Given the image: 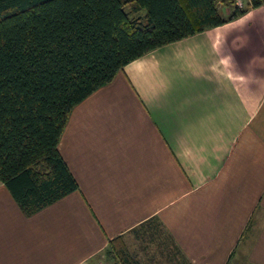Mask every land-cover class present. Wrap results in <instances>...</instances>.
<instances>
[{
    "label": "crops",
    "instance_id": "0c3cea01",
    "mask_svg": "<svg viewBox=\"0 0 264 264\" xmlns=\"http://www.w3.org/2000/svg\"><path fill=\"white\" fill-rule=\"evenodd\" d=\"M243 4L129 61L72 108L57 148L78 190L25 215L0 182V264H94L100 253L111 264L117 236L151 262L127 239L160 244L150 221L182 264H264V2Z\"/></svg>",
    "mask_w": 264,
    "mask_h": 264
},
{
    "label": "trees",
    "instance_id": "16d2710c",
    "mask_svg": "<svg viewBox=\"0 0 264 264\" xmlns=\"http://www.w3.org/2000/svg\"><path fill=\"white\" fill-rule=\"evenodd\" d=\"M222 1L0 0V182L25 215L79 188L57 148L72 108L129 61L245 11L224 19ZM105 254L138 264L120 236Z\"/></svg>",
    "mask_w": 264,
    "mask_h": 264
},
{
    "label": "rangeland",
    "instance_id": "374dc122",
    "mask_svg": "<svg viewBox=\"0 0 264 264\" xmlns=\"http://www.w3.org/2000/svg\"><path fill=\"white\" fill-rule=\"evenodd\" d=\"M243 6H244V4H243ZM243 6L242 7L236 6V8L243 9ZM228 7L230 8L229 5H228ZM146 225H148L149 227H152V229L156 225V227H157V229H159L160 233L164 232L163 239H161L160 244H158V242H155L153 240H152L153 243L151 241L146 242L144 240L139 242L138 240H134V236L131 234L130 239L127 238L130 250L134 251V249L136 250V248H138V247L139 248L140 247H142V248L146 247L147 252H141V253H142V255H145L148 257L150 256L151 262L148 260L147 261L145 260L144 264H149V263H151V264H182L181 263V260L183 258L181 255L182 252L180 250H178L179 252L177 254H175L177 246L174 243H172V241L169 238H167V234H166L167 232L164 231L161 224L156 222V221L155 222L150 221ZM122 242L125 244L123 238H122ZM162 249H163V252H162V254H160V250H162ZM173 249H175V250H173ZM167 253H169V254H167ZM166 254H167V256H166ZM171 254L175 256V261H172ZM103 257L104 256L101 253L98 254L97 256H95L93 258L94 264H108L104 260ZM168 258H169V260L171 258V262L168 260ZM141 260L143 261L144 259L141 258ZM172 262H174V263H172ZM230 264H246V263H245V259L243 257H240V258H236V260L231 262Z\"/></svg>",
    "mask_w": 264,
    "mask_h": 264
},
{
    "label": "built area",
    "instance_id": "2783aa9c",
    "mask_svg": "<svg viewBox=\"0 0 264 264\" xmlns=\"http://www.w3.org/2000/svg\"><path fill=\"white\" fill-rule=\"evenodd\" d=\"M236 6H243V0H235Z\"/></svg>",
    "mask_w": 264,
    "mask_h": 264
}]
</instances>
